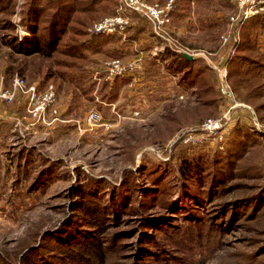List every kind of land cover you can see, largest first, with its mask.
Wrapping results in <instances>:
<instances>
[{
  "label": "rangeland",
  "instance_id": "1",
  "mask_svg": "<svg viewBox=\"0 0 264 264\" xmlns=\"http://www.w3.org/2000/svg\"><path fill=\"white\" fill-rule=\"evenodd\" d=\"M25 3L26 0H0V23L4 27L14 25L18 34L24 31L20 18ZM178 4L159 38L150 20L131 12H126L130 24L123 34H89L90 24L86 28L88 35L119 38L108 44L114 45L109 54H118H98L96 63H88V74L77 82L61 83L58 77L54 78L57 83L47 80L56 93V114L47 109L36 120L24 93L11 103L0 100V264H33L37 257L28 252L36 247L46 255H77L81 264H264V254L251 261L264 239V233L260 234L264 229V202L255 220H249L244 210L225 227L216 226L214 220L223 203L247 196L255 191H251L254 185L264 183V95L253 103V99L244 100L246 89L237 88L236 92L229 81L233 68L237 73L250 69L240 55L246 53L264 65V14H260L262 21L257 26L244 27L252 16L236 27L230 24L235 8L229 0H190L184 4L186 7ZM99 6V18L122 10L121 0H104ZM201 12L208 15L202 22ZM137 25L140 33L133 36ZM8 31L10 28L5 32ZM5 32L0 30V85L8 88L12 78L19 75L35 84L38 93L44 91L48 82L43 78V69L48 61L12 52L2 44ZM222 35L228 37L225 44ZM157 40L168 47L162 53L174 52L175 46L194 51L189 54L196 60L194 71L199 77L194 81L183 78L186 69L174 67L173 73L177 70L178 74L173 77L165 65L161 72V66L149 54ZM139 53L145 60L147 86L138 82L136 87L128 86L131 76L121 77L127 81H121L114 91L102 85L119 78L98 83L93 67L98 69L103 61L113 58L128 60ZM235 57L239 65L232 63ZM219 70L225 71L230 87L232 97L228 100L219 90ZM248 71L246 77L252 76ZM237 79L238 75L233 81ZM232 103L249 109H229ZM253 104L263 106L257 111ZM92 107L102 119L89 125L85 115ZM211 110L210 115H205ZM227 112L231 121L224 131L222 150L214 149L207 140L198 145L183 142L186 135H192L187 131ZM170 113H178L180 121L169 135ZM246 128L248 133H254L251 139L238 136ZM229 149L231 174L216 182L211 193L204 174L190 180L201 196L200 203L188 201L197 217H188L191 213H187L186 205L178 211L168 206V200L179 194L175 184L180 181L184 152L211 158ZM96 180L100 188L92 191L101 202L77 192L79 185L89 191L90 182ZM113 189L116 194L126 192L115 213L117 217L111 212L96 214V221L88 214L89 207L106 203ZM80 204L86 205V212L79 208ZM70 217L85 231L78 228L83 233L76 245L68 247L46 238L60 230ZM145 217L163 218L162 226L144 227ZM225 220L229 222L228 214ZM257 220L260 227L255 230ZM144 231L150 237L142 242ZM137 245L146 249L144 255L138 253ZM94 251L105 255V262L101 263Z\"/></svg>",
  "mask_w": 264,
  "mask_h": 264
},
{
  "label": "trees",
  "instance_id": "2",
  "mask_svg": "<svg viewBox=\"0 0 264 264\" xmlns=\"http://www.w3.org/2000/svg\"><path fill=\"white\" fill-rule=\"evenodd\" d=\"M103 1L104 0H26V3L22 6L20 18V26L26 34L19 35L16 32L15 26L11 24L9 25L8 22L7 24L9 26L5 27V24L3 25L0 23V30L4 32L9 28L11 30L3 33L1 36L2 44L7 46L16 54L28 56L36 55L46 59L48 64L47 67L43 69L44 80H52L57 83V79L54 80V78L58 77L61 79V83L64 81H69L70 83L77 82L80 78L82 79L86 73L88 74L86 67L89 62L96 61L98 54L106 53L109 56L118 54H109V51L112 50V48L114 50V45H108L109 42L113 43V41L119 40L118 37L112 36L111 38H107L104 36L88 35L86 33V28L90 24L102 18H99L102 12L99 5ZM188 1L190 0H181L179 4H181V7H186L184 4H187ZM4 8H7V5H5ZM203 16L207 17L208 15L201 12V22ZM261 21L260 14L255 15L246 22L244 27L247 28L257 26L261 24ZM136 27L137 32L133 36H137V34L140 33V25L139 27L138 25ZM241 50H243V48H241ZM168 52L169 51H167V55L171 58L173 67L179 71L186 69L182 77L190 78L194 81L196 77V72L194 71V64L196 62L195 58L188 59L183 54ZM238 57L243 61H247V64L243 61L242 62L248 68L250 67L249 71H251L253 75L246 77L248 69L247 71L244 70V72L237 73V68H233L230 73L229 81L236 92L237 88H245L244 97L242 96V98L247 101L253 99V103L256 98L259 99L261 95H264V65L260 60L254 59L251 56L246 55V53L245 55H240ZM232 63H238L237 65H239L240 61L235 57ZM189 69L191 70L189 71ZM236 75H238V79L233 81ZM198 77L199 75L196 78ZM121 81L126 82L127 79L119 78L112 84L104 83L102 86L114 91ZM59 86H61V84ZM201 86L205 87V84ZM260 86L261 91L258 90ZM262 106L263 104L254 105L257 111H259V108ZM212 112V110L208 111L205 115H210ZM167 117L169 122L172 123V127L170 126L167 130V134L170 135L178 127L180 121L179 114L170 113L167 114ZM253 135L254 133H248L246 128L238 136L241 138L251 139ZM226 153L229 155H226ZM226 153L223 154L219 152L215 153L211 158H204L198 155L195 157L189 156L184 152V156L181 159L182 164L179 166L180 181L175 184L178 188L179 194L176 199L170 198L168 200V206L178 211L183 209V205H186L188 207V210H186L187 213H191L188 214V217H197V215L193 213V210L190 209L188 201L189 199H193L200 203L201 196L197 190L190 185V180L193 177H202V174H204L205 176L203 178L207 179H204V182L209 183V193H211L216 182H221L224 177L231 174V163L229 158L232 156V149H229ZM157 179L158 177L153 181H156ZM90 185L91 188L87 192L83 188L84 185H79V187H77V192L84 198L86 195H89V198H93L95 201L101 202V199H98L92 191L100 188L99 181H91ZM124 185L125 184H123L122 187ZM253 189L255 191L253 193H248L247 196L236 197L230 203H223L218 210L219 212L214 216L216 226L225 227L227 223L233 224V218L235 216H239L243 210V213L249 220H255L258 217L260 210L258 207L264 202V183L259 186L254 185L251 188V191ZM114 190L115 189L110 192V197L107 199L106 203L103 202L93 207H89L88 214H90V216H92L96 221L98 220L94 216L96 214L99 215L111 212L115 218L117 217L115 213L118 212L123 199L126 198V192L122 191L119 194H116V190ZM119 190L122 189L119 188ZM82 207L86 212V205L84 206V204H80L79 208ZM219 214L221 217H219ZM227 214L229 215V222H226L225 220V216ZM162 223L163 218L145 217L142 224L144 227L149 225L156 227L162 226ZM259 225L260 220L255 221L253 225L254 229L257 230L256 228L260 227ZM78 228L85 233L83 228L76 225L75 220L70 217L66 220L60 230L49 233L46 238L50 237V239H54L59 244L71 247L73 244L76 245V243H78V237L82 236L81 233L83 232L78 231ZM262 233H264V229L260 231V234ZM83 237L85 240L88 239L87 235H83ZM149 237L150 235L144 231V234H142V242ZM261 241L262 244L260 246L261 248L259 247V253L256 252L257 254H255L251 259L252 262L261 256V254H264V239ZM40 249L41 247L29 249L30 251L28 252V255H35L37 257V260H34L33 264H81L77 255L69 254L66 257L58 256L56 254L46 255L41 252ZM136 249L141 255H144L143 252H146V249H144L141 245H137ZM70 252L73 253V251ZM94 254L98 255V259L101 260V263L105 262L106 257L104 253V257L98 251H94ZM136 256L138 257V255Z\"/></svg>",
  "mask_w": 264,
  "mask_h": 264
},
{
  "label": "built area",
  "instance_id": "3",
  "mask_svg": "<svg viewBox=\"0 0 264 264\" xmlns=\"http://www.w3.org/2000/svg\"><path fill=\"white\" fill-rule=\"evenodd\" d=\"M179 1L180 0H165L163 3H159L148 2L147 0H121V8L123 12L121 10L115 14L108 15L93 22L87 28V32L93 35L123 34L130 24V16H128L126 12H131L150 20L153 24V32L155 35L158 38L163 37L164 30L169 25L172 19V13ZM229 2H231L235 8V12L229 17L230 24L236 27L252 16L264 14V0H229ZM25 33V31H22L19 34L23 35ZM220 38L224 44L228 40V37L225 35H222ZM158 42L159 40L154 44V48L152 49L153 54H158L163 50L165 51L168 49L166 45L163 43L159 44ZM172 50L180 54L194 52L186 48L180 49L178 46H175ZM142 67L143 56L139 53L128 60L113 58L103 61L99 68L94 72V75L98 83H100L101 80L111 82L116 78L131 76L130 86H132L134 82H137ZM219 72V90L228 100V97L231 98L232 95L229 84L225 80L226 74L224 70H219ZM19 93H24L28 97L31 116L36 118V120L44 115V112L47 109L51 110L53 114L57 113L56 93L52 84H48L44 91L38 93L35 84L28 83L24 77L15 75L8 88H4L0 85V100L5 101L6 103L13 102ZM231 105L232 106L228 107L229 109H238L239 107H244L246 110L249 109V107L244 104L232 103ZM249 116L252 118L251 114ZM229 117L230 114L227 112L218 118H209L205 120L198 129L187 131V133L191 131L192 135H189L188 137L186 135L183 138V142L198 145L207 140L214 149L222 150L226 139L224 131L227 130L228 123L231 121L229 120ZM101 119V114L95 107L90 108L85 115V121L89 125L97 124ZM237 119H239V116L234 120Z\"/></svg>",
  "mask_w": 264,
  "mask_h": 264
},
{
  "label": "crops",
  "instance_id": "4",
  "mask_svg": "<svg viewBox=\"0 0 264 264\" xmlns=\"http://www.w3.org/2000/svg\"><path fill=\"white\" fill-rule=\"evenodd\" d=\"M149 52V51H148ZM175 53V52H174ZM150 58L155 61L158 65L161 66V72H163V69H165L164 65L171 71L170 73L174 76H177V70L175 71V73H173V63H171V58L167 55V52L165 53H158V54H153V50L151 49L150 52ZM193 59V58H192ZM97 61H94L93 63H96ZM95 72V70L97 68L93 67L92 68ZM138 82V83H137ZM137 82H134L132 86L136 87V83L138 85L144 84V86H147L148 84V80H147V71L145 69V60H143V67H142V71L137 79ZM131 83V82H130ZM130 83L128 84V86H130ZM131 87V86H130ZM146 91V90H145Z\"/></svg>",
  "mask_w": 264,
  "mask_h": 264
},
{
  "label": "water",
  "instance_id": "5",
  "mask_svg": "<svg viewBox=\"0 0 264 264\" xmlns=\"http://www.w3.org/2000/svg\"><path fill=\"white\" fill-rule=\"evenodd\" d=\"M184 56H185L186 58H188V59H192V58H193V56L190 55V54H184Z\"/></svg>",
  "mask_w": 264,
  "mask_h": 264
}]
</instances>
